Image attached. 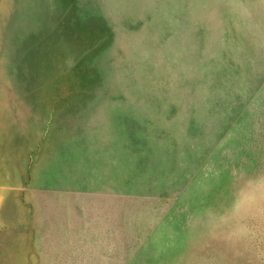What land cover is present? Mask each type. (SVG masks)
Wrapping results in <instances>:
<instances>
[{"label": "rangeland", "instance_id": "rangeland-1", "mask_svg": "<svg viewBox=\"0 0 264 264\" xmlns=\"http://www.w3.org/2000/svg\"><path fill=\"white\" fill-rule=\"evenodd\" d=\"M264 0H0V264H264Z\"/></svg>", "mask_w": 264, "mask_h": 264}, {"label": "clouds", "instance_id": "clouds-1", "mask_svg": "<svg viewBox=\"0 0 264 264\" xmlns=\"http://www.w3.org/2000/svg\"><path fill=\"white\" fill-rule=\"evenodd\" d=\"M244 183L246 186L238 189L240 195L232 200L227 213L233 224L240 225L238 231L243 230L241 221L246 215L264 208V172L246 175Z\"/></svg>", "mask_w": 264, "mask_h": 264}]
</instances>
